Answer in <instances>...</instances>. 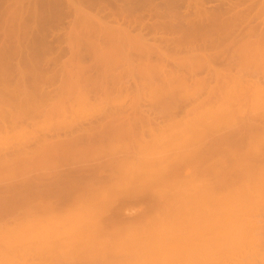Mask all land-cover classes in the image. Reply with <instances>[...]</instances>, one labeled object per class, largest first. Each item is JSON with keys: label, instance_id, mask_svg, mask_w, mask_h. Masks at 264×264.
<instances>
[{"label": "rangeland", "instance_id": "374dc122", "mask_svg": "<svg viewBox=\"0 0 264 264\" xmlns=\"http://www.w3.org/2000/svg\"><path fill=\"white\" fill-rule=\"evenodd\" d=\"M215 71L264 82V0H0V263L264 264V93Z\"/></svg>", "mask_w": 264, "mask_h": 264}, {"label": "bare ground", "instance_id": "6f19581e", "mask_svg": "<svg viewBox=\"0 0 264 264\" xmlns=\"http://www.w3.org/2000/svg\"><path fill=\"white\" fill-rule=\"evenodd\" d=\"M244 49H245V48H244ZM247 49H248V48H247ZM249 49L252 50V48H249ZM253 49H255V48H253ZM258 49H259V48H258ZM150 50H152V49H150ZM146 51H148V50H146ZM145 53H146V52H145ZM149 53L151 54L152 51H150ZM146 54H148V53H146ZM146 54H145V55H146ZM148 56H150V55H148ZM145 57H146V56H145ZM163 57H164L163 59H165V55H164V54H163ZM161 59H162V57H161ZM161 59H160V60H161ZM163 59H162V60H163ZM172 61H173V60H172ZM148 62H149V61H148ZM163 62H165V61H163ZM233 62H234V61H233ZM233 62L231 63L230 66H229V65L227 66V67H228V71H229L230 69L234 68L235 66H237V65H234V63L236 64V63H238V62H237V61L234 62V63H233ZM147 64H149V63H147ZM241 64H242V62L240 61V63L238 64L239 66H237L238 68H240V70L244 69V68H243L244 66H242L243 64H242V65H241ZM155 66H156V65H155ZM164 66H165V65H164ZM232 66H233V67H232ZM230 67H232V68H230ZM237 67H235V68H237ZM241 67H242V69H241ZM153 68H154V67H153ZM157 68L159 69V66H157ZM157 68H156V69H157ZM162 68H163V67H162ZM164 68H165V67H164ZM164 68H163V69H164ZM236 70H237V69H236ZM161 71H162V70H161ZM169 71H170V70H169ZM237 71H238V72H241V71H239V70H237ZM148 72H149V71H148ZM163 72H166V70H163ZM171 72H172V71H171ZM175 72H177V71H175ZM215 72H216V71H215ZM215 72H214V73H215ZM217 72H218V71H217ZM217 72H216V74H217ZM224 72H225V71H224ZM226 72H227V70H226ZM226 72L223 74V71H222V73H221V71H220V73L223 74V76H222L221 74L218 73L219 76H218V74H217L216 77H220V75H221V77H220V79L222 78L221 81L226 80V82L229 81V82L232 83V85H229V86H228V84H227V86H228V87L231 86L232 88H234V90H232V91L237 93V95H235L237 98L234 97V95H233V97H234V101H236L237 99H238V100H241V99H247L248 95L250 94L249 96H251V93L253 94L255 91H258V92H260V93H262V94L264 93V88H263V87H264V84H263L264 82L261 81V80L259 79L258 76L255 75L256 77H255V78L253 77V79H252V78L249 76L250 74H248V73H247L248 76L245 75L246 73H244L243 76H242V75H231L230 73L233 72V69H232V72L230 71L229 74H227ZM172 73H174V71H173ZM167 74H168V73H167ZM225 74H227V75L225 76ZM232 74H233V73H232ZM179 75H180L179 72L174 73V77H176L177 79H178L179 77H181V78L183 79V77H182V76H179ZM228 75H231V76H228ZM168 76H170V75H168ZM172 77H173V75H172ZM172 77H171V78H172ZM226 77H229L228 79H230V80H228ZM223 78H224V79H223ZM173 79H175V78H173ZM178 80L180 81V78H179ZM227 80H228V81H227ZM183 81H184V79H183ZM181 82H182V81H181ZM224 82H225V81H224ZM224 84H225V83H224ZM227 86H226V88H228ZM235 89H236V90H235ZM227 90H228V89H227ZM251 91H252V92H251ZM236 93H235V94H236ZM255 94H256V93H255ZM255 94H254V95H255ZM262 94H261V95H262ZM229 95L232 96V94H229ZM246 95H247V97H246ZM256 95H257V94H256ZM226 97H227V96H226ZM252 97H254V96L252 95ZM256 97H257V96H256ZM248 98H250V97H248ZM254 98H255V97H254ZM263 98H264V96H263ZM228 99H229V98H228ZM235 99H236V100H235ZM232 100H233V99H232ZM238 100H237L236 102H238ZM255 100H258V99L255 98ZM225 101L228 102L227 99H226ZM225 101H224V102H225ZM234 101H233V102H234ZM259 101H260V100H259ZM236 102H234V103H236ZM255 102H256V101H255ZM255 102H254V104H255ZM234 103H233V104H234ZM252 103H253V102H252ZM256 103H257V102H256ZM237 104H238V105H237ZM237 104H236V105H237V108H238V106L241 107V105H242V103H241L240 101H239ZM239 104H240V105H239ZM225 105H226V103H225ZM226 106H227V105H226ZM226 106H223V107H226ZM227 107H228V106H227ZM227 107H226V108H227ZM234 107H235V104H234ZM223 109H224V108H223ZM228 109H229V108H228ZM238 109H240V108H238ZM242 109H243V108H242ZM242 109H241V110H242ZM225 110H227V109H225ZM225 110H224V111H225ZM238 112H239V111H238ZM226 113H228V112L226 111ZM231 114H232V113H231ZM117 116H118V115H117ZM119 116H120V115H119ZM228 116H229V115H228ZM230 116H232V115H230ZM110 117H111V116H110ZM124 118H125V116H124ZM124 118H123L122 116H120V117H114V118L111 117V118L107 119L108 121H106V123H104V125L102 124V128H103V129H108L109 127H115V129H116V128H119L118 130H120L121 127H123V126L125 125L123 121L126 120V118H125V119H124ZM122 119H123V120H122ZM127 121H128V119H127ZM112 123H113V125H112ZM115 123H116V125H115ZM123 124H124V125H123ZM127 125H128V124H127ZM125 126H126V125H125ZM107 127H108V128H107ZM250 127H251V126L249 125V126L246 127V128H250ZM252 127H253V126H252ZM122 129H123V128H122ZM141 129H142V127H141ZM143 129H144V128H143ZM252 129H254V128H252ZM101 130H102V129H101ZM108 130H109V129H108ZM246 130H247V129H246ZM250 130H251V129H250ZM121 131H122V130H121ZM133 131H134V130H133ZM136 131H138V130H136ZM247 131H248V130H247ZM141 132H142V131H141ZM263 133H264V132H263ZM137 134H138V132H137ZM142 134H143V133H142ZM142 134H140V136H141ZM91 136H92V135H89V136H86V137L79 136V137H75V138H72V139H68L67 143H68L69 145H71V144H73V143H77V142L81 143V142H83V141H84V142L90 141L91 143H89V144H92ZM92 137H96V136H92ZM141 138H144V137H141ZM90 139H91V140H90ZM93 139H94V138H93ZM96 139H97V138H96ZM96 139H94V141H95ZM85 140H87V141H85ZM143 140H144V139H143ZM101 141H102V139H101ZM84 142H83V144H84ZM87 143H88V142H87ZM87 143H86V144H87ZM99 143H100V142H99ZM79 145H80V144H79ZM94 145H96V144H94ZM66 146H68V145L66 144ZM75 146H76V145H75ZM82 146H83V145H82ZM87 146H88V145H87ZM97 146H98V145H97ZM149 148H150V147H149ZM68 149H69V148H68ZM74 149H75V148H74ZM74 149H73V150H74ZM76 150H77V149H76ZM76 150H75V151H76ZM144 154H145V153H144ZM147 154H148V152H147ZM147 154H146V155H147ZM188 155H189V152H188ZM253 155H254V154H253ZM144 157H146V156H144ZM172 157H173V156H172ZM188 157H189V159H190L191 156L189 155ZM239 158H240V157H239ZM260 158H261V157H260ZM235 159H236V158H235ZM246 159H247V158H246ZM255 159H256V158H255ZM257 159H258V158H257ZM241 160H242V159H241ZM243 160H245V159H243ZM248 160H249V159H248ZM253 160H254V159H253ZM253 160H252V161H253ZM260 160H261V159H260ZM262 160H263V158H262ZM262 160H261V162H264V160H263V161H262ZM254 161H255V160H254ZM254 161H253V162H254ZM256 161H258V160H256ZM122 162H123V161H122ZM244 162H246V161H243V162L239 163V165H242V163H244ZM258 162H260V161H258ZM124 163H125V162H124ZM133 163H134V162H133ZM133 163H132V164H133ZM255 163H256V162H255ZM27 164H28V162H27ZM222 164H223V166H224V162H222ZM253 164H254V163H253ZM121 165H122V164H121ZM129 165H130V164H129ZM235 165H236V163H235ZM124 166H125V165H124ZM213 166H214V165H213ZM228 166H229V165H228ZM232 166H233V165H232ZM237 166H238V165H237ZM237 166H236V168H237ZM242 166H243V165H242ZM229 167H231V166H229ZM229 167H228V168H229ZM214 168H215V166H214ZM225 168H226V166H225ZM244 168H246V167L244 166ZM247 168H248V167H247ZM212 169H213V168H212ZM217 169H218V168H217ZM234 169H235V168H231V169L229 168V170H231V171H232V170L235 171ZM237 169H239V167H238ZM237 169H236V171H237ZM220 170H221V169H220ZM226 170H227L228 173H229V170H228V169H225V171H226ZM214 171H215V170H214ZM222 171H223V170H222ZM222 171H221V173H222ZM231 171H230V172H231ZM238 171H239V170H238ZM240 171H241V170H240ZM194 172H195V171H194ZM208 172H210V171H208ZM211 172H212V171H211ZM225 173H226V172H225ZM225 173H224V175H225ZM228 173H227V174H228ZM231 173H232V172H231ZM233 173H234V172H233ZM236 173H237V172H236ZM236 173H235V174H236ZM238 173H239V175L241 174V172H238ZM86 174L89 175L90 173H89V172L86 173V172H85V169H84V171H83L82 169H78V170L76 169V170H71V171H68V172H62V173H59V174H57V176L59 175L58 178L61 179V180H64V181L66 182L65 186H67V190L70 191V190H72V189L75 190V189H74V185H75V184H71V180H77V179H79V178H81V177L88 176V175H86ZM194 174H195V173H194ZM222 174H223V173H222ZM224 175H222V176H224ZM232 175H233V174H232ZM237 175H238V174H236V176H237ZM239 175H238V176H239ZM242 175H243V174H242ZM196 176H197V174H196ZM218 176L220 177V175H218ZM222 176H221V178H222ZM225 176H226V175H225ZM225 176H224V177H225ZM236 176H235V175L232 176V178H233V179L231 178L232 181H233L232 183H234V181H235V180H234V177H236ZM238 176H237V177H238ZM219 177H218V178H219ZM229 177H230V175H229ZM229 177H228V179H230ZM240 177H241V176H240ZM218 178H217V180H218ZM226 178H227V177H225V179H226ZM242 178H243V176H242ZM222 179L224 180V178H222ZM231 179H230V181H231ZM236 179H238V178H236ZM219 180H221V179H219ZM238 180H239V179H238ZM244 180H246V179H243V181H244ZM224 181H225V180H224ZM226 181H228V180H226ZM236 181H237V180H236ZM243 181H242V182H243ZM225 183H227V182H225ZM232 183H231V184H232ZM102 184H103V183H102ZM195 184H196V183H195ZM195 184H194V185H195ZM234 184H235V183H234ZM234 184H233V185H234ZM75 186H76V185H75ZM195 186H196V185H195ZM195 186H194V188H195ZM98 188H100V186H99ZM102 188H103V187H102ZM235 189H236V188H235ZM237 189H238V188H237ZM239 190H240V189H239ZM229 191H230V190H229ZM237 192H238V191H237ZM247 192H249V190H248ZM256 192H258V191H256ZM220 194H221V193H220ZM222 194H224V192H223ZM225 194H226V193H225ZM225 194H224V195H225ZM233 194H234V193H233ZM238 194H240V192H238ZM241 194H242V193H241ZM225 196H226V195H225ZM247 196H248V195H247ZM249 197H250V196H249ZM96 199H97V198H96ZM227 199H228V198H227ZM234 199H235V198H234ZM247 199H248V198H247ZM249 199H250V198H249ZM235 200H237V199H235ZM96 201H97V200H96ZM125 201H126V200H125ZM127 201H128V200H127ZM223 201H224V199H223ZM256 201H257V200H256ZM122 202H123V201H122ZM218 202H219V201H218ZM218 202H217V203H218ZM225 202H226V201H225ZM254 202H255V201H254ZM27 203H28V202H27ZM67 203H68V202H67ZM124 203H126V202H124ZM222 203H223V202H222ZM250 203H251V202H250ZM256 203H258V201H257ZM218 205H219V204H218ZM220 205H221V204H220ZM251 205H253V204H251ZM181 206H182V205H181ZM182 207H183V206H182ZM185 207H186V206H185ZM208 207H209V206H208ZM222 207H223V206H222ZM253 207H254V206H253ZM253 207H252V208H253ZM258 207H259V206H258ZM204 208H205V207H204ZM242 208H244V207L242 206ZM242 208H239V209H242ZM245 208H246V207H245ZM255 208H256V207H255ZM255 208H254V209H255ZM216 209H218V208H216ZM224 209H225V208H224ZM226 209H227V208H226ZM247 209H248V208H247ZM250 209H251V208H250ZM250 209H249V210H250ZM187 210H189V209H187ZM187 210H186V211H187ZM204 210H205V209H204ZM207 210H208V208H207ZM212 210H213V209H212ZM221 210H222V209H221ZM221 210H220V213L223 212V211H221ZM225 211H226V210H225ZM232 211H233V209H232ZM258 211H259V210H258ZM142 212H143V211H142ZM197 212H198V210H197ZM209 212H210V211L208 210V213H209ZM217 212H218V210H217ZM140 213H141V212H140ZM195 213H196V212H195ZM212 213H214V211H213ZM212 213H209V215H210V214L212 215ZM226 213H228V212H225V214H226ZM229 213H230V212H229ZM229 213H228V214H229ZM231 213H232V212H231ZM235 213H236V212H235ZM143 214H144V213H143ZM216 214H217V213H216ZM218 214H219V213H218ZM222 214H223V213H222ZM225 214H224V215H225ZM138 215H139V214H138ZM138 215H137V216H138ZM201 215H202V214H201ZM207 215H208V214H207ZM209 215H208V216H209ZM211 215H210V216H211ZM224 215H223V216H224ZM139 216L141 217V215H139ZM216 216H217V215H216ZM216 216H215V215H214V216L212 215V217H215V218H216ZM227 216H228V215H227ZM232 216H233V215H232ZM140 217H139V218H140ZM197 217H199V216H197ZM202 217H203V216H202ZM202 217H201V218H202ZM225 217H226V216H225ZM80 218H81V217H80ZM199 218H200V217H199ZM203 218H204V217H203ZM223 219H225V218H223ZM78 220H79V219H78ZM192 220H193V219H192ZM204 220H205V218H204ZM213 220H215V219H213ZM82 221H83V220H82ZM79 222H80V220H79ZM193 222H197V221H193ZM199 222H200V220H199ZM157 223H158V222H157ZM190 224H191V223H190ZM213 224H214V223H213ZM155 225H156V224H155ZM157 225H160V224H157ZM131 226H132V225H131ZM160 226H161V225H160ZM165 226H166V224H165ZM168 226H172V225H168ZM247 226H248V225H247ZM136 227H137V226H136ZM143 227H144V226H143ZM146 227H147V226H146ZM157 227H158V226H157ZM173 227H174V226H173ZM190 227H192V224H191ZM190 227H189V229H190ZM195 227H196V226H195ZM197 227H198V226H197ZM13 228H14V227H13ZM165 228H166V227H165ZM169 228H170V227H169ZM175 228H178V225H176ZM247 228H248V227H247ZM135 229H136V228H135ZM166 229H167V228H166ZM171 229H172V227H171ZM196 229H197V228H194V230H196ZM251 229H252V228H251ZM7 230H9V229H7ZM130 230H131V229H130ZM139 230H140V228H139ZM139 230H138V231H139ZM141 230H142V229H141ZM146 230H147V229H146ZM153 230H154V229H153ZM169 230H170V229H169ZM175 230H178V229H175ZM198 230H199V229H198ZM131 231H132V230H131ZM135 231H136V230H135ZM138 231H137V232H138ZM155 231H157V229H156ZM159 231H161V230H159ZM166 231H167V230H166ZM171 231H172V230H171ZM179 231H180V230H179ZM2 232H3V231H2ZM137 232H135L134 234H136ZM140 232H141V231H140ZM140 232H139L137 235H139ZM145 232H146V231H145ZM163 232H164V231H163ZM175 232H176V231H175ZM181 232H182V231H180L179 233H181ZM193 232H194V231H193ZM195 232H196V231H195ZM195 232H194V233H195ZM153 233H154V232H152V234H153ZM165 233H166V234H164V236H166V235H168V234L170 233V234H171L170 236L172 237V236H173L172 233H174V232L171 233V232H168V231H167V232H165ZM167 233H168V234H167ZM183 233H185V232H183ZM7 234H8V233H7ZM13 234H14V233H13ZM13 234H11V235H13ZM152 234H151V235H152ZM156 234H157V233H156ZM159 234H160V233H159ZM174 234H175V233H174ZM195 234H196V233H195ZM9 235H10V234H9ZM132 235H133V231H132ZM153 235H154V234H153ZM162 235H163V234H162ZM175 235H176V234H175ZM178 235L181 236L180 234H178ZM178 235H177V236H178ZM114 236H115V235H114ZM126 236H127V235H126ZM133 236H134V235H133ZM135 236H136V235H135ZM144 236H145V235H144ZM227 236H228V235H227ZM8 237H10V236H8ZM12 237H14V236H12ZM90 237H91V236H90ZM105 237H106V236H105ZM116 237H118V235H117ZM116 237H115V238H116ZM136 237H137V236H136ZM140 237H142L141 234H140ZM175 237H176V236H175ZM175 237H172V238H175ZM181 237H183V236H181ZM225 237H226V236H225ZM232 237H234V236H232ZM93 238H94V237H93ZM109 238H111V237H109ZM122 238H123V236H122ZM122 238H121V239H122ZM138 238H139V237H138ZM138 238H137L136 240H139ZM148 238H150V237L148 236ZM165 238H166V237H165ZM178 238H179V237H178ZM223 238H224V237H223ZM226 238H227V237H226ZM226 238H225V239H226ZM230 238H231V236H230ZM235 238H236V236H235ZM12 239H13V238H12ZM96 239H97V238H96ZM98 239H99V238H98ZM117 239H118V238H117ZM158 239H159V238H158ZM181 239H183V238H181ZM10 240H11V238H10ZM156 240H157V239H156ZM156 240H155V241H156ZM160 240H161V239H160ZM168 240H169V239H168ZM175 240H178V239L175 238ZM96 241H97V240H96ZM123 241H124V240H123ZM123 241H122V242H123ZM158 241H159V240H158ZM172 241H173V240H172ZM178 241H179V240H178ZM91 242H92V241H91ZM94 242H95V241H94ZM106 242H107V241H106ZM118 242H119V241H118ZM118 242H117V243H118ZM147 242H148V241H147ZM156 242H157V241H156ZM179 242H180V241H179ZM11 243H15V242L13 241V242H11ZM100 243L103 244L102 241H101ZM100 243H99V244H100ZM108 243H111V241H110V242L108 241ZM154 243H155V242H154ZM248 243H249V242H248ZM105 244H106V243H105ZM48 245L50 246V244H48ZM51 245H52V244H51ZM89 245H90V244H89ZM93 245H94V244H93ZM128 245H129V244H128ZM128 245H127V247H129V248H130V246L133 247V245H134V247L136 248V251H137V250L142 251V252H140V254H142L144 258H145V256L148 255V254H147L148 251H146V253H144V251H143L144 248L141 250L142 247H140V244H139V247H140L139 249H138V246H136V244H133V245H130V246H128ZM83 246H84V245H83ZM102 246H103V245H102ZM104 246H105V245H104ZM125 246H126V245H125ZM156 246H158V249H159V244L156 245ZM84 247H85V246H84ZM91 247H92V246H91ZM91 247H90V248H91ZM93 247H94V246H93ZM111 247H112V245L109 247V249H110ZM113 247H115V245H113ZM113 247H112V248H113ZM119 247H120V246H119ZM119 247L116 245V250L114 249V251L112 252V253H113V254H112V256H113V262H115V255H114V253H117V251H119V249H120ZM127 247H126V249H127ZM134 247H133V249H132V248L127 249V250L129 251L127 255H124V254L121 252L122 255H124L125 257H124V258H123V257L121 258L122 261H120L121 259L118 258L119 262L122 263V262H123V259L126 260V257H128V259H127L126 261L124 260V261H125V262H124L125 264H132V263H133V260L135 261L134 263L136 264V263L138 262V261H136V260H137V259H136V256L134 257L133 255H131V256L129 255L131 249H132V250H135ZM48 248H49V247H48ZM51 248H52V246L49 248V250H50ZM72 248H73V246H72ZM81 248H82V247H81ZM81 248H80V249H81ZM88 248H89V247H88ZM117 248H118V249H117ZM151 248H152V250H153V249L155 248V245H154V248H153L152 245H151ZM94 249H96V248L94 247ZM103 249H104V247H103ZM67 250H68V249H67ZM70 250H71V249H70ZM85 250H86V248H85ZM87 250H88V249H87ZM87 250H86V251H87ZM96 250H98V249H96ZM105 250H106V249H105ZM112 250H113V249H112ZM145 250H147V249H145ZM154 250H156V248H155ZM72 251H73V250H72ZM72 251H71V252H72ZM76 251H77V250H76ZM80 251H81V250H80ZM88 251H90V250H88ZM88 251H87V252H88ZM100 251H101V250H99V253H100ZM107 251H108V250H107ZM109 251H111V250H109ZM109 251H108V252H109ZM67 252H68V251H67ZM78 252H79V251H78ZM137 252H138V251H137ZM155 252H156V251H155ZM158 252H159V250H158ZM184 252H185V251H184ZM62 253H63V252H62ZM65 253H66V252H65ZM91 253L95 254L93 250H92ZM101 253H103V251H101ZM159 253H160V252H159ZM165 253H166V252H165ZM177 253H180V252L178 251ZM177 253H176V255H177ZM187 253H188V252L186 251V255H187ZM71 254H72V253H70V255H71ZM76 254H78L79 256H81L82 254H84V252L82 251L81 254H80V252H79V253L76 252ZM76 254H75V250H74V254L71 255V258H72V256H74L73 258H75L76 261H77L78 258H76V257H78V255L75 257ZM88 254H90V253H88ZM88 254H87V255H88ZM117 254H118V255H116V256H117V257H120V254H119V253H117ZM131 254H132V253H131ZM145 254H147V255H145ZM161 254H162V253H161ZM168 254H169V253H168ZM168 254H166V255L168 256ZM65 255H66V254H64V256H63V259H64V260H66V258H65L66 256H65ZM67 255H69V254L67 253ZM90 255H91V254H90ZM102 255H103V254H101V257H104V256H102ZM105 255H106V254H105ZM142 255H139V258H141ZM162 255H163V254H162ZM0 256H1V255H0ZM9 256H11V254H10ZM85 256H86V252H85ZM96 256L99 257L100 255L98 256V253H97ZM7 257H8V256H7ZM81 257H83V256H81ZM81 257H79V259H80ZM89 257H91V256H89ZM110 257H111V253H110ZM133 257H134V258H133ZM175 257H176V256H175ZM99 258H100V257H99ZM129 258H130V259H129ZM131 258H132V260H131ZM180 258H181V257H180ZM2 259H3V258H2ZM5 259H6V258H5ZM61 259H62V256H61ZM79 259H78V260H79ZM84 259H85V258H84ZM86 259H87V258H86ZM86 259H85V260H86ZM90 259H93V258L91 257ZM94 259H95V258H94ZM12 260H13V259H12ZM64 260H63V261H64ZM69 260H71V259H69ZM130 260H131L132 263L130 262ZM82 261H84V260L81 259V262H82ZM86 261H88V260H86ZM96 261H98V260H96ZM102 261L105 262V259L102 260ZM0 262H1V261H0ZM3 262H4V261H3ZM6 262H7V261H6ZM67 262H68V258H67ZM128 262H129V263H128ZM140 262H141V260H140ZM147 262H148V261H147ZM69 263H71V262L69 261ZM72 263H74V260H73ZM82 263H83V262H82ZM116 263H118V261H117ZM121 263H120V264H121ZM0 264H2V263H0ZM5 264H10V263H5ZM83 264H85V262H84ZM86 264H87V262H86ZM89 264H90V262H89ZM118 264H119V263H118ZM122 264H123V263H122ZM137 264H139V262H138ZM141 264H142V263H141ZM148 264H149V263H148ZM162 264H163V263H162Z\"/></svg>", "mask_w": 264, "mask_h": 264}]
</instances>
